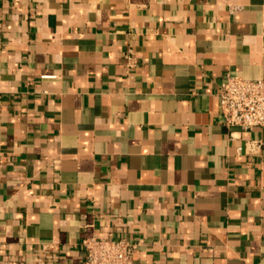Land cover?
Segmentation results:
<instances>
[{
  "label": "crops",
  "instance_id": "obj_1",
  "mask_svg": "<svg viewBox=\"0 0 264 264\" xmlns=\"http://www.w3.org/2000/svg\"><path fill=\"white\" fill-rule=\"evenodd\" d=\"M227 74L264 78V0H0V264L92 235L264 264V127L231 137Z\"/></svg>",
  "mask_w": 264,
  "mask_h": 264
},
{
  "label": "built area",
  "instance_id": "obj_2",
  "mask_svg": "<svg viewBox=\"0 0 264 264\" xmlns=\"http://www.w3.org/2000/svg\"><path fill=\"white\" fill-rule=\"evenodd\" d=\"M124 57L128 67L135 64L130 50ZM217 97L222 123L230 130L231 137L234 131L264 127V78L247 79L227 74L219 83ZM259 146L258 141H251L248 150ZM81 246L84 251L82 264H132L135 244L126 237L92 235L83 238Z\"/></svg>",
  "mask_w": 264,
  "mask_h": 264
}]
</instances>
